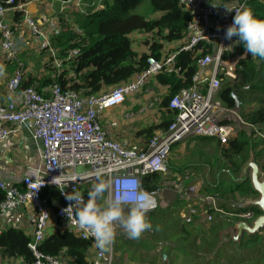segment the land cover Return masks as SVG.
Segmentation results:
<instances>
[{"label": "built area", "instance_id": "1", "mask_svg": "<svg viewBox=\"0 0 264 264\" xmlns=\"http://www.w3.org/2000/svg\"><path fill=\"white\" fill-rule=\"evenodd\" d=\"M186 1L192 19L187 26L185 42L164 58L149 57L147 67L136 78L119 83L103 93L83 96L78 91L61 87L58 82L51 86L49 94L39 92L32 85L23 87L20 91L24 65L18 62L14 76L7 83L12 98L0 105V141L31 125L33 139L41 141L43 148L35 177L24 175L18 184L9 186L0 183V188L6 195L0 202V222L12 209L26 205L33 209V234L28 247L33 253L34 264H66L58 257L44 254L39 248L54 217L62 224V228L67 227L94 244L93 238L77 225V206L66 200L60 190L64 193L79 191L87 200L88 191L97 182V172L101 173L100 179L109 184V189L97 200L98 205L101 203L106 206L112 200L119 199L122 208L130 209L146 192L152 195L156 203L149 211L152 212L159 207L160 193L164 195L163 191L171 186V191L177 193L186 203L181 211L185 223L195 222L198 215L203 216L200 221L212 222L213 213L227 216L233 223V220L251 222L255 219L251 210L242 211L240 208L226 211L217 203L219 195L202 194L200 184L192 182L186 185L184 180L189 179L187 174L183 178L170 174L168 159L177 143L190 137H210L226 145L239 130H247V127H239L237 130L232 119L238 114L237 110L226 107L217 97L222 87L219 75L227 74L222 65L225 60L223 46L229 45L224 33L232 23L235 11L244 10L249 0L232 3L212 0ZM213 3L216 5L213 6ZM223 5L233 11H227ZM19 9H24V5L16 4L14 0H0V50L6 61L17 59L18 54L29 45L25 36L15 34L7 20L10 11ZM24 19L25 28L30 30L34 41L41 49L49 50L50 56L56 60L55 51L49 47V36L60 33L57 22L50 20L48 30L26 12ZM200 44L199 52L203 53L205 48L208 51L198 59V70L192 78V86L181 88L171 97L169 108L175 111V116L167 128L160 134H155L144 148H131L113 139L108 130L102 127L100 114L122 104L129 94L140 91L149 77L163 70L175 71V61L179 53L193 50ZM77 52V49L73 50L71 55ZM56 64L60 65L57 61ZM225 121L228 122L223 123ZM242 123L248 127L250 125L243 120ZM251 126L264 140V130ZM154 174L163 175L165 180L161 181L158 188L147 190L142 185V179ZM47 186H54L60 192L62 203L56 205L55 211L49 200L41 197V191ZM146 218L149 220V217ZM123 233L126 234V231ZM113 246L114 243L109 251H101L95 246L100 264H116Z\"/></svg>", "mask_w": 264, "mask_h": 264}, {"label": "trees", "instance_id": "2", "mask_svg": "<svg viewBox=\"0 0 264 264\" xmlns=\"http://www.w3.org/2000/svg\"><path fill=\"white\" fill-rule=\"evenodd\" d=\"M29 1L33 0H14L16 4ZM222 1L238 2V0ZM141 2L142 0H101L99 8L85 14L78 13L75 18L84 31L83 41L70 29L68 20L66 21L61 14L58 15L62 29L57 35L55 33L50 34L49 39L52 41L50 40L49 47L55 51L62 68L57 69L54 67L55 57L50 56L49 50H41V53L47 52L49 54L46 63L48 69L45 76H29L28 80L23 79L19 90L21 91L23 87L32 85L39 92L44 93L41 86L47 85L48 87L58 82L61 87L78 91L83 96L100 94L108 90L104 86L119 85V83L132 80L131 78L136 74H141L147 67L149 57L161 59L170 52L177 50L187 39V26L192 19L187 1L152 0L154 12L157 13L156 19L147 18L138 13H131ZM245 9L252 11L258 18L264 19V0H249ZM18 14L17 12V17H19ZM136 31L152 35L150 38L145 39L146 44L149 46L147 52H138L133 49V40L130 35ZM200 47L201 44L193 50L179 53L175 61V71L167 72V70H163L156 75L157 80L169 87V93L163 101L164 107L169 109L170 98L181 88L192 86V78L198 70V59L204 52L208 51L205 48L203 53L199 52ZM73 49L78 50L77 54L71 55L70 50ZM243 53H245V50L242 45L239 47L234 45L231 52H224L223 58L228 59ZM18 60L19 58L7 61V63L15 62L18 67ZM178 67H180L179 71H176ZM49 69L51 70L50 73ZM236 74L237 76L232 81L225 82L221 87L219 98L226 107L235 108L236 100L232 96V91L235 90L241 101L239 112L243 120L264 130V61L247 54L246 58L241 59L237 64ZM219 76L223 81L225 74ZM35 83H39V86L37 87ZM8 93L10 94L7 84L5 87H0V105L8 102H4V98L7 97ZM251 93L254 96H251ZM45 94H49V91ZM10 95L12 97V94ZM226 122L228 121L223 123ZM166 123L168 126L170 121L165 120L163 123L161 121L158 126ZM153 127L148 128V139L155 135L152 132ZM197 139L215 140V147L220 150L223 159V161L220 159V162H216V164L223 165V167L215 166L212 169L214 166L211 165L212 163H208L209 171L215 176L219 175L220 178L216 181L213 177L207 178L205 176L202 193L218 194L219 197L234 200L239 196L247 198L258 196L249 179L245 182H235L233 187H223L222 185L225 174L230 176V172H232L236 176L237 174L240 176L243 164L248 161L251 155L254 156L255 160H259V156L264 155L263 140L258 139L254 130L250 134L245 130H240L237 136L229 140L228 145H223L219 140L209 137H198ZM198 151L201 152V149H198ZM234 157L236 159L240 158V160H234ZM200 159H205L204 154H192L190 152L188 156L186 153V161H182L181 164L173 165L171 161H168L171 176H176L190 167L201 170L203 165L200 163ZM187 163L190 165H187ZM262 166L264 168V164ZM163 179V175L154 174L144 177L142 185L147 190H154L158 188ZM41 196L49 200L54 211L56 204L62 203L60 192L54 186L45 187L41 192ZM4 197L5 192L0 190V202ZM219 204L222 208L229 209L224 202H219ZM99 206L103 205L100 203ZM240 210H251L254 212L255 217L262 213L256 206H245ZM210 212H213V210H210ZM55 222L59 223V220L56 218ZM221 228L223 227L217 222L212 224L211 235L209 234L211 240L201 235L193 236L190 231L185 230L183 237L189 239V241H185L180 250L186 254L189 252L188 256L195 260V264H211L212 261L208 260L206 256H204V259L206 258L205 262L204 260L196 261L200 255H196L194 252L216 250L220 242L218 232ZM198 236H201V239ZM30 240L31 237L25 231L13 228L0 235V248L9 256H22L27 264H34L33 253L28 247ZM251 242L253 244L248 247L247 255L242 254L241 263L259 264V260H261L264 264V251L262 252L263 258L258 257L257 252L259 251L256 247V238L249 239L248 243ZM186 244L194 247L192 252L187 251L188 245ZM239 244H242V240ZM91 245H93L91 240L81 238L76 232L74 233L67 227H60L50 232V234H46L39 248L46 255L71 258L79 264H85L86 252ZM218 257L223 256L218 254ZM231 257L234 259L233 254H231ZM219 262L220 259H217V263ZM232 264L238 263L233 261Z\"/></svg>", "mask_w": 264, "mask_h": 264}, {"label": "crops", "instance_id": "3", "mask_svg": "<svg viewBox=\"0 0 264 264\" xmlns=\"http://www.w3.org/2000/svg\"><path fill=\"white\" fill-rule=\"evenodd\" d=\"M212 1L217 2V1H222V0H212ZM239 1L241 0H238V2ZM224 2H228V1H224ZM229 3H232V2L229 1ZM22 4L24 5V9L10 11L7 15V20L10 26L15 30V34L18 36H25L29 42V45L26 48H24V50H22V52H20L17 56V58H19L18 62L21 61V63H23L24 65L23 79L28 80L29 76H34V77L43 76L44 77L45 72L48 69V64L46 65L49 59V57L47 56L48 53L47 52L41 53V50L43 51V49H41V47L34 41L33 35L30 32V30L29 29L26 30L27 27H26L25 19H24L25 12L27 14H30L32 17H34L36 22L41 27L46 28L48 30H49L48 25H49L50 20L56 21L58 24V28H60V30L62 29L61 27L62 24L58 16L61 14V16H63L66 19V21L68 20L71 30L75 32L78 30L79 34L77 33L76 34L78 35L79 39L83 41L84 39L83 37H85L84 31L82 29V26L77 22L75 18L76 15L78 14L76 12L77 8L80 9V7H82L83 5L77 4L78 5L77 7L75 4H73V0L71 1L33 0V1L26 2V3H22ZM72 6H74V9H73L74 11L71 10ZM86 8L88 9V7H85V9ZM17 12L19 13L18 14L19 17H17ZM85 13H82V14H85ZM71 26H74L75 28L73 29ZM137 37L140 38L139 36ZM137 37L136 35H133V34L130 35V38L133 40V43H132L133 49L138 52H147L149 50V46L146 44L145 42L146 40L144 41L145 44L143 46L145 48L136 49L133 46L135 42H138ZM73 50H76V49H73ZM73 50H70V53H72ZM28 54H38L42 57V59L37 58L36 60H34V62H30L27 59H25L26 55ZM44 54L47 60L44 59L43 57ZM0 65H3L5 67V74L3 76H0V87H3V86L5 87L10 77L14 76L15 70L17 68V64L15 62L7 63V61L3 57L1 50H0ZM136 76L137 74L133 76L131 79L136 78ZM204 79H206V77ZM35 85L38 87L39 83H35ZM115 86L117 85L104 86V87L110 90L114 88ZM50 88L51 86L47 87V85L41 86V89L44 91V93L48 91L50 92ZM168 93H169V87L167 85L162 84L159 80H157L156 75L149 77L146 83L140 89V91L129 94L126 97V100L122 104L116 107H113V108L106 109L100 114V121H101L102 127L108 130L110 136L113 139L119 142H122L131 148L138 149V148L146 147L147 143L152 138V137H150L149 139L147 138L148 128L151 126H154L152 128V132L154 134L155 133L160 134L163 130L167 128L168 122L162 126H158L159 123L161 121L163 123V121L165 120L171 121L175 116V111H173L170 108L169 110L163 105V101L165 97L168 95ZM152 96L154 99H157V100H159V97L161 98L162 106H161V102L159 105L160 117L157 120V122L149 123V126L146 129L133 128L135 129L134 139L135 140L140 139V141L134 140L135 142H137L138 145L131 146L130 144L124 141L126 139L123 136L124 134L129 133V131L126 130L127 125L125 124V122L118 120L117 117L120 115V116L125 117L126 119H130L132 117L134 118V115H133L135 113L134 111H136V114H139V113L141 114L144 110H145L144 113L148 112L147 101L148 100L150 101ZM11 98H12L11 95L8 93L7 97L4 98V102L11 100ZM127 102H128V105H124ZM129 110H133V112ZM147 118H149V115H147ZM122 124H125V125H122ZM193 138H198V137H193ZM193 138L190 137L188 138V140H191ZM42 148H43V143L41 141H35L32 137L31 125H29V128H24L23 130H21L18 134L12 135L8 137L7 139L0 141V183H5L6 185L9 186L12 184H18L19 179H21L24 175H30L32 177H35L36 176L35 170L36 168L40 166V163H41ZM179 174L180 173H178L177 175ZM0 190L3 191L1 188ZM167 191L170 192L171 196H169L166 199L165 196L167 195H165V192ZM163 192H164V195L162 196V201L158 199L160 203L159 206H162V208L169 206L171 202L173 201L175 202L176 197H179L177 193H172L171 189H165ZM177 202H180V206L183 209L185 208L186 203L184 200H181L180 197L179 199H177ZM181 211L177 213H178V217L181 220H183V217L181 216ZM152 213L153 211L150 212V214ZM32 214H33V209L29 205L8 211L3 216L0 222L2 233L14 228V229L23 230L25 231L26 234L32 237V234H33V224L31 222ZM215 215H219L221 216L220 218H223V219H226L225 217H227V216H222L218 213H213V216ZM217 218L218 217H216L215 220L212 222L205 221L207 224L202 223L203 225H206L207 228H205V232L201 233L200 229H198L200 227L197 225V222H199L200 219H203V216L198 215L196 216V219L194 220L195 222L187 223V225L190 227L188 228V230L194 236L201 235L203 233L211 234L212 224L216 222ZM55 220L56 218L54 217L53 221L50 223V226L47 230V233H46L47 235L50 234V232L62 226L61 223L55 222ZM226 220L229 222V225L221 228L218 232V236L220 240L219 244H221V246L225 244L226 242L231 241V239L224 240V239L229 238L230 235H223V231L231 228L232 226H235L233 222L229 220V217ZM236 223H238V221ZM222 236H226L227 238L222 237ZM127 239L129 238L126 237L125 235L124 240H117L114 243L113 255H114L116 264H157L155 263L156 259L152 258L149 252L143 250L140 246H137L135 242L131 241V239L129 240ZM161 242H162V248L165 249V253L161 255L162 261L159 264H195V260L190 259L191 257L188 256V252L186 254L180 250V247L183 245H181L179 249L176 251V249L178 248V244L172 245L171 240L167 242H163V241ZM236 243H239V242H236ZM157 244H158L157 246L158 248H156V251L154 252H159L158 250L161 248L160 247L161 243H156V245ZM173 248H176V249L174 250ZM219 248L217 250H212V251H215L217 253ZM171 250H172V253H171ZM212 251H208V252L207 251L206 252L196 251V254L198 255V254L204 253L203 254L204 256H208L210 255ZM143 252H147V253H143ZM176 253H178L179 259L176 256ZM168 254L169 255L171 254V255L169 256ZM59 259L66 264H79L71 258L69 259L65 257V258H59ZM0 264H27V262L22 256H9L3 252L2 248H0ZM85 264H100V260L96 256V248L93 245H91V247L87 249Z\"/></svg>", "mask_w": 264, "mask_h": 264}, {"label": "rangeland", "instance_id": "4", "mask_svg": "<svg viewBox=\"0 0 264 264\" xmlns=\"http://www.w3.org/2000/svg\"><path fill=\"white\" fill-rule=\"evenodd\" d=\"M85 3H86V5H85ZM73 4H75L77 7H78L77 4L83 5L82 7L79 6L81 11H80V9L77 8V11H76L77 13H85V12L87 13L89 11H92L94 9L99 8L101 6V0H73ZM85 7H88V9L87 8L85 9ZM73 9H74V6L71 7V10H73ZM131 13H138V14H141V15H143L147 18H151V19H156V17H157V13L154 12V9L152 6V0H142V2ZM48 27H49V25H48ZM71 27L73 29L75 28L74 26H71ZM75 33L79 34L78 30ZM133 35H136V37L137 36L140 37V38L137 37L138 42H135L133 44V46L136 49L145 48V47H143L145 44V42H144L145 39L150 38L152 36L150 33H142V32H137V31L134 32ZM235 39H236V37H233L232 41H234ZM232 41L228 40V43L232 44ZM69 42H71V41H69ZM236 46L239 47L240 45L236 44ZM47 56L49 57V54H47ZM43 57H44V59L47 60V58H45V54ZM37 58L42 59V57L38 54H28L25 57V59H27L30 62H34V60H36ZM56 61L60 63L59 58L56 57V60L54 59V62H53L54 67L57 69H61L62 67H60V65H57ZM50 72H51V70L49 69V73ZM233 79H234L233 77L226 74L224 76L223 81H222V86L224 85L225 82L232 81ZM250 95L254 96L253 93H251ZM149 98H150V96H149ZM217 99H219V101L221 102L219 96L217 97ZM148 101H147L148 112H146L147 114L144 113V111H145L144 110L141 114L140 113L136 114V111H134L135 112L133 114L134 118L132 117L130 119H126L125 117L120 116V115L117 117L118 120L125 122V124L127 125L126 130L129 131V133H126L123 136L126 139L124 141L126 143L130 144L131 146L138 145L137 142H135V141H140V139H138V140L134 139L135 129H133V128L146 129L149 126V123L157 122V120L160 117L159 105L161 102V98L159 97V100H157V99H154L152 96L151 100L149 102ZM124 105H128V102L125 103ZM254 108H256V107H254ZM129 111L133 112V110H129ZM147 115H149V118H147ZM130 117H131V115H130ZM232 119L234 121L233 123L235 125H237V130L239 127H241V128L247 127V129L250 130L249 132L252 131L251 125H249V127H248L247 125L242 123L243 119H242L239 112H238V114L233 116ZM125 124H122V125H125ZM235 136L236 135H234L232 137H235ZM214 139H216V138H214ZM258 139H259V137H258ZM226 145H228V144H226ZM175 146L176 147L172 149L171 155L168 159V161H171L173 165H178V164H181L182 161H186V153H187V156L190 152L192 154L202 153L205 156V159L199 160L200 163L203 165L202 166L203 168L201 170H195L192 167H190V168L184 169V171H182L178 175L182 178L186 174L189 176L188 180H184L186 185H188L192 182L200 184L201 193H202V188H203L205 176L207 178L213 177V178H215L216 181L219 180L220 176L219 175L218 176L213 175L209 171V166H208V163L210 162V163H212L211 165L214 166V167H212V169H214L215 166L223 167V165L216 164L217 161L220 162V159H221V161H223V159H222V155H220V153H221L220 150H217L215 147V140H213V139L212 140H203V139L193 138L191 140L187 139L185 141L179 142ZM198 149H201V152L198 151ZM262 149L264 150V148H262ZM234 160L238 161V160H240V158L236 159L234 157ZM256 161H258V164H260V166L262 167V173H264V168L262 166L264 164V155L259 156V160H256ZM188 162L190 163V160ZM189 163H187V165H190ZM237 176H239V174H237ZM234 184H235V181L232 180L231 176H229V174L228 175L225 174L223 177V180H222L223 187L224 186H232L233 187ZM183 187H185V185ZM170 189L172 190L171 186H170ZM202 194H205V193H202ZM165 195H167V196H165L166 199L169 196H171L169 191L165 192ZM162 196L163 195L161 192L159 197H158V199L161 201H162ZM177 199H179V197H176L175 202L174 201L171 202L169 206H166L163 208H162V206H159V208H157L156 210H153L152 214H150V212H149V214H146V217L150 218V220H148V221L152 224V228L150 230H147L144 233H142L141 237L138 240H132L131 239V241L135 242L137 246H140L143 250L149 252L151 257L156 259L155 263H157V264L161 263V261H162L161 255H163V253H165V249L162 248V242L161 241L167 242V241L171 240L172 245L178 244L177 249L173 248L174 250L176 249V251L179 249V247L181 245H184L183 243L185 241H189V239H185L183 237V235H185L184 234L185 230H188V228H190V227L187 225V223H185L183 221L184 218H183V220H181L178 217L177 212L181 211V209H183V208L180 206V202H177ZM250 199L251 198L239 196V197H237L236 200H234L232 198L225 199L224 197L220 196L217 203L219 204V202H224L225 205L229 207V209H225V208L224 209L226 211L231 212L232 209L234 211V209L238 210L240 208L247 206V202ZM122 209H123V212L125 213V215L129 211V209H127V208H122ZM216 217H218L216 219V222L218 224H220L221 227H225V226L229 225V222L226 220L228 217H225L226 219H223V218H220L221 216L215 215L213 221L215 220ZM202 223L207 224L206 222H202V221L197 222V225L200 227L198 229H200L201 233L205 232V228H207L206 225H203ZM124 231H125L124 228L119 224V222H117L116 223V238H115L114 243L117 240H124V237L126 235L125 233H123ZM259 232H260V234H259ZM259 232H258V234L253 235V236H250L247 233H244V235L242 237V244L236 243L234 241L226 242L222 246H221V244H219L218 247L216 248V250L220 247L218 250V254L219 255L222 254L223 257H218V254L215 251H212L210 253V255H208L206 257L208 260L212 261L211 264H232L233 261L237 262L238 264H243V263H241L242 254L247 255L248 247L253 244L252 242L249 244L248 241L251 238H256V247H257V251H259V252H257V256L263 258L262 252L264 251V228L260 229ZM201 236H204L206 239L211 240V237L209 236L208 233H205L203 235L201 234ZM201 236H198L199 239H201ZM127 240H129V239H127ZM156 243H161L160 244L161 248L158 250L159 252H154V251H156V248H158L157 247L158 244L156 245ZM186 245H188L187 251L192 252L194 247L190 244H186ZM147 252H143V253H147ZM204 252H206V251H204ZM171 253H172V250H171ZM194 253L196 254V251ZM203 254L204 253L198 254L200 256H199V258L196 259V261L204 260V262H205L206 258L204 259ZM231 254H233L234 259H232ZM176 256L179 259L178 253H176ZM135 258H137V257H135ZM190 259H193V258H190ZM217 259H220L219 263H217ZM248 264H251V263H248ZM259 264H262L261 260H259Z\"/></svg>", "mask_w": 264, "mask_h": 264}, {"label": "clouds", "instance_id": "5", "mask_svg": "<svg viewBox=\"0 0 264 264\" xmlns=\"http://www.w3.org/2000/svg\"><path fill=\"white\" fill-rule=\"evenodd\" d=\"M215 5L213 3V6ZM223 6L227 11H233L232 8ZM233 37H236L234 41H232ZM224 38L232 41V44L223 46L226 52H231L233 45L239 44L243 46L247 54L264 61V19L258 18L252 11L247 9L235 11L232 23L225 30ZM4 74L5 67L0 65V76ZM235 110H237L236 106ZM253 130L252 128L251 132H249V129L245 131L250 134L253 133ZM256 136L259 137L257 133ZM259 139L263 140L260 137ZM262 144V147H264V140ZM96 175L97 182L88 191L87 200L84 199L79 191L64 193L62 189L60 190L65 195L66 200L71 201V204L77 206L75 217L78 227L85 230L93 238L96 248L101 251H109L111 245L114 243L116 238V222H119L124 228L129 239L138 240L142 233L152 228V224L146 218V214L156 206L152 195L146 192L143 193L139 200L130 207L126 215L123 212L119 199L112 200L106 206H99L97 200L109 189V184L105 180L100 179V172H97ZM233 221L235 222V220Z\"/></svg>", "mask_w": 264, "mask_h": 264}, {"label": "water", "instance_id": "6", "mask_svg": "<svg viewBox=\"0 0 264 264\" xmlns=\"http://www.w3.org/2000/svg\"><path fill=\"white\" fill-rule=\"evenodd\" d=\"M247 53L234 55L228 59H225L222 63L228 75L235 78L237 76V64L241 59L246 58ZM232 96L236 100V108L240 109L241 101L236 94V91H232ZM230 176L235 182H245L250 180L254 190L258 193V196L251 198L247 202V206H256L261 210V214L257 216L252 223L245 220H240L235 226L223 231V235H230L227 239L234 242H240L244 233L250 236L256 235L260 229L264 228V173H262V167L256 162L254 156L251 155L246 163L243 164L240 176H236L234 173L230 172Z\"/></svg>", "mask_w": 264, "mask_h": 264}]
</instances>
